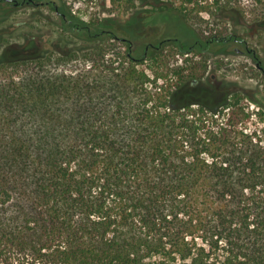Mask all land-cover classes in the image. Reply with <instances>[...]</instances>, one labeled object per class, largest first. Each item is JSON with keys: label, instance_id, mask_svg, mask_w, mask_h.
Here are the masks:
<instances>
[{"label": "trees", "instance_id": "obj_1", "mask_svg": "<svg viewBox=\"0 0 264 264\" xmlns=\"http://www.w3.org/2000/svg\"><path fill=\"white\" fill-rule=\"evenodd\" d=\"M14 1L28 0H0V22ZM109 1L130 19L30 0L55 12L56 41L23 21L22 48L0 50V70L22 67L0 78V264H264V107L161 53L227 42L192 22L264 18V0ZM101 39L127 63L102 59ZM75 56L93 63L60 67Z\"/></svg>", "mask_w": 264, "mask_h": 264}, {"label": "rangeland", "instance_id": "obj_2", "mask_svg": "<svg viewBox=\"0 0 264 264\" xmlns=\"http://www.w3.org/2000/svg\"><path fill=\"white\" fill-rule=\"evenodd\" d=\"M71 10L78 16L89 20L95 16H112L117 15L121 23H125L131 17L130 12H122L116 10L109 0H66ZM243 5L246 1L241 2ZM110 8L112 10H107ZM11 14L0 22V50L8 49V54L14 55L22 48L23 36L22 33L27 26H16L13 24L32 21L39 27L42 33L50 35L49 40L56 41L55 35L51 34V30H55L57 23V16L55 12L47 5H18L12 7ZM115 12V13H114ZM5 13V12H4ZM4 14L0 13V19ZM123 21V22H122ZM13 25V26H12ZM191 26L195 29L197 34L203 38L210 36L212 33H217L219 36H226L233 33L246 39V45L256 50L259 59L264 63V18L253 19L247 15H238L230 12L227 8L219 13L208 15L204 14L203 18L199 21L192 22ZM60 51L63 48L69 49L74 44L59 42ZM92 43L87 44L88 46ZM97 44V43H96ZM95 44V45H96ZM99 44L103 45L102 49L104 54L102 59L105 61H115V63H127L126 48L127 46L121 40H99ZM11 45V47H7ZM85 45V44H82ZM59 46V45H58ZM47 47V46H46ZM97 47V46H96ZM94 47V48H96ZM245 44L240 42H233L231 40L214 46L212 49L200 54L188 53L181 54L174 46L168 45L166 48L161 49L163 58L167 62L169 68L185 65L184 61L199 63H206L207 70L201 74V80L208 82L209 77L216 81L226 80L237 84L239 87L244 88L246 99L250 100L251 107H257L252 100H257L264 107V74L256 68L255 63L245 51ZM62 48V49H61ZM12 51V52H10ZM55 51V57L60 56L62 52ZM153 51H155L153 49ZM151 49L148 52H153ZM156 52V51H155ZM12 53V54H11ZM97 53V50L94 54ZM98 56L101 59L102 50L98 49ZM81 54V52H80ZM101 54V55H100ZM135 55V54H134ZM186 58V59H185ZM55 61V60H53ZM93 63L91 59L84 58L83 56H75L71 59H66L59 64L66 71H74L82 69L86 64ZM8 68L3 71L0 70V78L6 77L5 75L11 73L19 75L22 69L21 65L17 69ZM187 70L182 74V78H187ZM174 76L173 79H175Z\"/></svg>", "mask_w": 264, "mask_h": 264}, {"label": "flooded vegetation", "instance_id": "obj_3", "mask_svg": "<svg viewBox=\"0 0 264 264\" xmlns=\"http://www.w3.org/2000/svg\"><path fill=\"white\" fill-rule=\"evenodd\" d=\"M13 3H14V6L13 7H17L19 5L17 1H14ZM28 4H31L30 0H28V1H21V5H28ZM229 40H231L233 42L244 43L245 44V47L244 48H245L246 53L250 56V58L252 59V61L255 63L256 68L258 70H260L264 74V63H262L261 60L259 59V57H258L259 55L257 54L256 50L253 49V48H250V47H248L246 45V39H244L241 36H238V34H236V33H233V34H231V37H229Z\"/></svg>", "mask_w": 264, "mask_h": 264}]
</instances>
